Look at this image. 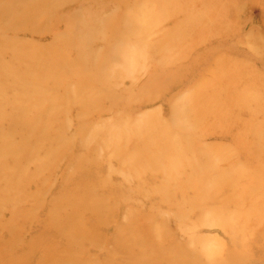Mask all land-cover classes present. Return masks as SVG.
Instances as JSON below:
<instances>
[{"label": "rangeland", "instance_id": "374dc122", "mask_svg": "<svg viewBox=\"0 0 264 264\" xmlns=\"http://www.w3.org/2000/svg\"><path fill=\"white\" fill-rule=\"evenodd\" d=\"M0 264H264V0H0Z\"/></svg>", "mask_w": 264, "mask_h": 264}, {"label": "bare ground", "instance_id": "6f19581e", "mask_svg": "<svg viewBox=\"0 0 264 264\" xmlns=\"http://www.w3.org/2000/svg\"><path fill=\"white\" fill-rule=\"evenodd\" d=\"M87 32H88V30H87ZM139 140H140V138H139Z\"/></svg>", "mask_w": 264, "mask_h": 264}]
</instances>
